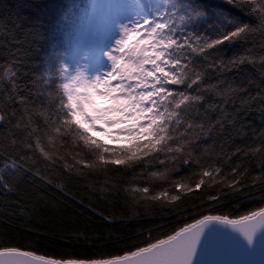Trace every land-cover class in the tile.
<instances>
[{
  "label": "snow or ice",
  "instance_id": "1",
  "mask_svg": "<svg viewBox=\"0 0 264 264\" xmlns=\"http://www.w3.org/2000/svg\"><path fill=\"white\" fill-rule=\"evenodd\" d=\"M223 3L258 23L227 13ZM223 3L94 0L74 5L62 14L51 37L52 49L36 67L38 79L28 95L18 91L15 62L0 69L5 85L0 90V191L5 197L29 179L44 180L39 168L26 165L33 163L37 150L51 161L44 142L53 144L57 137L86 149L92 161L88 168L121 165L131 170L133 180L145 170L161 181L159 194L146 183L131 189L141 194L133 199L155 202L168 197L169 184L177 192L168 197L171 201L181 199L180 190L191 193L202 187L214 203L243 190L264 192V130L258 133L248 123L253 111L264 123V54L259 56L260 68L251 49L230 62L260 72L255 91L221 85L218 73L225 65L214 60L224 51L218 46L250 44L256 33L264 49V0ZM201 25L207 27L201 31ZM92 132L126 146L110 149ZM109 153L111 158H106ZM233 157L246 158V165ZM222 163L228 165L226 174ZM180 166L194 169L195 179L183 178ZM217 184L219 191H209ZM193 220H182L163 238L149 236L143 246L135 244L107 259L55 260L0 244V264H264V207L236 219L202 214Z\"/></svg>",
  "mask_w": 264,
  "mask_h": 264
},
{
  "label": "trees",
  "instance_id": "2",
  "mask_svg": "<svg viewBox=\"0 0 264 264\" xmlns=\"http://www.w3.org/2000/svg\"><path fill=\"white\" fill-rule=\"evenodd\" d=\"M92 2L94 0H0V69L5 65L11 67L15 62L20 94L28 95L33 80L38 79L35 69L52 49L51 37L58 32L62 14L74 5ZM95 2L102 4L104 0ZM211 2L223 3V0ZM223 7L227 13L244 22L254 26L258 23L232 5L223 3ZM206 27L201 25L200 30ZM36 33L39 36H35ZM252 41L250 44L237 41L218 46L224 49L214 57L216 65H225L218 73L221 85L258 90L256 82L260 80V72L256 68L230 63L232 57L238 59L251 49L257 57V68H260L259 56L264 54V49L261 48L259 33L254 34ZM260 71H264V68H260ZM212 81L216 83L217 76H213ZM4 87L0 83V90ZM214 99L219 101V98ZM235 103L239 105L240 99L237 98ZM231 107L229 104V111ZM248 123L258 133L264 130L258 111L251 112ZM3 132L4 129L0 128V141ZM91 135L105 142L110 149L126 146L123 143L114 147L105 139L93 133ZM220 142L225 143L223 140ZM44 143L51 161L55 162L45 159L37 150L33 163L26 165L34 171L39 168V175L44 180L40 181L39 177L29 179L16 186L7 197L0 191V244L20 246L22 250L57 260L107 259L124 254L135 244L143 246L149 236L153 240L163 238L178 228L182 220L194 222L193 217L201 218L202 214H227L236 219L239 215L264 207V192L259 188L251 192L243 190L231 196L222 195L223 202L214 203L207 200L203 187L191 193L180 190L181 199L171 201L168 197L177 192L169 184L165 185L168 197L155 202L133 199V195L139 197L141 194H133L131 189L146 183L159 194L161 189L157 185L161 181L146 175L145 170L135 173L136 179L133 180L129 175L131 170L121 165L97 164L88 168L86 165L92 161L88 158L87 150L65 144L59 137L53 144H48L47 139ZM111 155L107 154L106 158H111ZM233 160L242 167L246 165V158L237 160L233 157ZM221 166L226 174L228 165L222 163ZM249 167L253 169L258 166ZM180 168L183 178L195 179L194 169L185 171L183 166ZM220 187L217 184L209 191H219ZM224 192L231 190L225 188Z\"/></svg>",
  "mask_w": 264,
  "mask_h": 264
},
{
  "label": "rangeland",
  "instance_id": "3",
  "mask_svg": "<svg viewBox=\"0 0 264 264\" xmlns=\"http://www.w3.org/2000/svg\"><path fill=\"white\" fill-rule=\"evenodd\" d=\"M106 2V0H104V3ZM103 103V102H102ZM119 127H123V125H121V126H119ZM109 131L111 132V131H115V130H113V129H109ZM95 136H97V137H99V138H103V139H105V141L107 142V143H109L110 145H112V146H117V145H121V144H123V143H117L113 138H111V137H109V136H104V135H102V134H100L99 132H92ZM121 139H123V138H121Z\"/></svg>",
  "mask_w": 264,
  "mask_h": 264
},
{
  "label": "water",
  "instance_id": "4",
  "mask_svg": "<svg viewBox=\"0 0 264 264\" xmlns=\"http://www.w3.org/2000/svg\"><path fill=\"white\" fill-rule=\"evenodd\" d=\"M36 256H41V255H38V254H35ZM48 258H50V257H48ZM50 259H54V258H50ZM255 259H259V256H257V257H255ZM55 260H57V259H55Z\"/></svg>",
  "mask_w": 264,
  "mask_h": 264
}]
</instances>
